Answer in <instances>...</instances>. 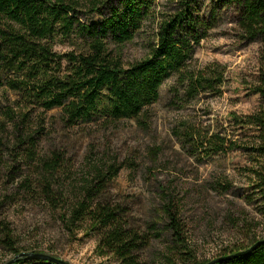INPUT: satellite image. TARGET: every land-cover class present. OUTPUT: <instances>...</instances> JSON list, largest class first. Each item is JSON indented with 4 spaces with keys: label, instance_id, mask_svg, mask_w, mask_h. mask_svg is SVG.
I'll list each match as a JSON object with an SVG mask.
<instances>
[{
    "label": "rangeland",
    "instance_id": "1",
    "mask_svg": "<svg viewBox=\"0 0 264 264\" xmlns=\"http://www.w3.org/2000/svg\"><path fill=\"white\" fill-rule=\"evenodd\" d=\"M214 1L197 0L195 10L208 17ZM173 2L151 0L150 15L133 40L111 45L124 66L148 54L157 22L172 14ZM87 9H81L80 19L99 22L100 15ZM216 14L219 23L195 45L192 65L197 70L223 66L219 93L190 95L172 76L162 85L159 101L138 118L69 127L59 109L25 107L0 81V224L13 231L20 252H41L71 264H119L98 247L94 234L80 230L69 236L47 201L17 189L43 160L55 156L61 162L58 184L70 198L96 168L120 166L110 184L114 201L124 202L143 227L163 222L167 213L178 216L200 262L234 244L264 238V194L254 176L264 154L256 149L258 128L240 122L261 109L253 87L264 68V44L243 37L232 10L216 8ZM73 49L69 40L55 39L54 51ZM68 68L63 61L62 71ZM166 238L152 239L143 259L159 257ZM13 256L0 247V264Z\"/></svg>",
    "mask_w": 264,
    "mask_h": 264
},
{
    "label": "trees",
    "instance_id": "2",
    "mask_svg": "<svg viewBox=\"0 0 264 264\" xmlns=\"http://www.w3.org/2000/svg\"><path fill=\"white\" fill-rule=\"evenodd\" d=\"M173 1L172 14L157 22L148 54L124 66L110 47L133 40L150 15L151 0H88L85 4L80 0H0V81L25 107L35 104L44 110L59 109L69 127L138 118L159 101L162 85L172 76L190 95L199 90L219 93L223 66L194 69V47L218 25L216 8L218 12L232 10L243 37L264 44V0H215L208 17L195 10L197 0ZM83 7L100 15V21L83 22L79 17ZM57 38L69 40L74 49L54 51ZM63 61L69 68L62 71ZM262 62L264 66V54ZM253 92L260 97L261 109L248 122H240L258 128L256 149L264 154V68ZM60 167L57 156L43 160L34 176L25 177L17 189L47 201L69 236L75 237L80 230L94 234L98 247L119 264L208 262L196 259L175 214L167 213L163 222L143 227L124 202L114 201L110 184L120 166L96 168L94 177L73 198L58 184ZM254 176L264 194V165ZM261 209L264 215V206ZM165 235L166 245L159 257L148 262L143 259L152 239ZM256 241L251 238L247 245L234 244L218 257L244 250ZM0 247L14 255L20 253L13 231L4 224H0ZM31 262L20 258L14 264ZM218 264H264V243Z\"/></svg>",
    "mask_w": 264,
    "mask_h": 264
},
{
    "label": "water",
    "instance_id": "3",
    "mask_svg": "<svg viewBox=\"0 0 264 264\" xmlns=\"http://www.w3.org/2000/svg\"><path fill=\"white\" fill-rule=\"evenodd\" d=\"M264 243V238L257 240L256 242H254L250 247L244 249V250H240L238 252L235 253H231L225 256H220L217 257L213 260L208 261L206 264H218L219 262L223 261V260H229V259H233L239 256H243L246 255L250 252H252L254 249H256L260 244ZM20 258H27V259H31V260H38V261H45L48 262L50 264H71L59 257H55L53 255H49V254H45V253H41V252H20L18 254H15L10 260H8L7 262H5L4 264H14L15 262H17Z\"/></svg>",
    "mask_w": 264,
    "mask_h": 264
}]
</instances>
